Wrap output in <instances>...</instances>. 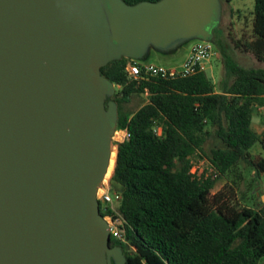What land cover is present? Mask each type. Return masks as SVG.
Segmentation results:
<instances>
[{"label": "water", "instance_id": "1", "mask_svg": "<svg viewBox=\"0 0 264 264\" xmlns=\"http://www.w3.org/2000/svg\"><path fill=\"white\" fill-rule=\"evenodd\" d=\"M222 9L221 0H0V264H126L97 197L119 120L101 68L152 47L214 42Z\"/></svg>", "mask_w": 264, "mask_h": 264}, {"label": "trees", "instance_id": "2", "mask_svg": "<svg viewBox=\"0 0 264 264\" xmlns=\"http://www.w3.org/2000/svg\"><path fill=\"white\" fill-rule=\"evenodd\" d=\"M252 14L253 38L237 40L236 46L264 63V0H255ZM218 28L214 43L220 44ZM129 61L123 57L101 68L120 87L113 97L117 128L126 127L131 134L119 145L110 179L112 190L121 194L118 211L126 240L111 233V245L123 248L126 264H259L264 258V202L258 208L241 207L234 202V188L213 190L218 178L240 165L255 177L264 175V157L249 151L256 143L264 148V132L253 127L264 106V67L226 57L231 80L218 91L206 71L136 79L126 70ZM135 94L147 95V101L135 112H124L122 103ZM197 152L216 176L191 174V156Z\"/></svg>", "mask_w": 264, "mask_h": 264}, {"label": "rangeland", "instance_id": "3", "mask_svg": "<svg viewBox=\"0 0 264 264\" xmlns=\"http://www.w3.org/2000/svg\"><path fill=\"white\" fill-rule=\"evenodd\" d=\"M222 1V19L217 30L220 44L216 40L214 55L208 63L206 72L216 84V89L221 91L223 84L231 80L227 72L226 57H231L237 63L247 67H264V63L259 62L250 52H244L236 46L237 40H251L253 38V14L255 0H232ZM196 39L188 40L176 49L163 52L154 47L150 49L146 57L141 61L152 62L165 67H180L186 60ZM117 90L120 88L116 87ZM147 101V95L135 94L122 103L123 111L127 113L135 112ZM253 127L259 133L264 132V108H259L254 117ZM252 154H260L264 157V148L260 143L254 144L250 150ZM208 160V159H207ZM206 164V163H205ZM211 164L208 160V164ZM114 170V169H113ZM106 176L104 182H108L113 174ZM214 176L215 170L209 169ZM225 185L234 188V202L241 207L250 206L258 208L259 201L264 202V175L255 177L250 169L240 165L239 168L230 173L227 177L217 179L213 192L222 189ZM251 187H255L254 193ZM256 192V193H255ZM256 195V198H255ZM264 264V258L259 261Z\"/></svg>", "mask_w": 264, "mask_h": 264}, {"label": "built area", "instance_id": "4", "mask_svg": "<svg viewBox=\"0 0 264 264\" xmlns=\"http://www.w3.org/2000/svg\"><path fill=\"white\" fill-rule=\"evenodd\" d=\"M214 48L215 44L212 41L196 40L186 60L180 67H165L152 62L130 59L126 66V70L130 77L136 79L143 76L155 75H162L172 78L186 77L198 72L206 71L207 65L214 55ZM259 108H264V106H260ZM154 131L157 134H161L162 129L160 126H156ZM130 136L131 134L128 128H117L112 136V149L114 150L115 148L118 153L119 145L125 140L129 139ZM190 162V172L196 177H202L204 173L205 176H208L209 174H212L209 172V169L215 170L212 165L211 168L209 165L205 166L208 164V160L206 157L201 156V153L199 152L191 156ZM97 197L103 210L107 211L110 209L112 211V213H109L105 216V218L110 223L111 233L115 234L119 239L125 241V230L123 227H121L123 224V218L118 211L121 194L112 190L109 180L108 182H103L102 186L98 189Z\"/></svg>", "mask_w": 264, "mask_h": 264}, {"label": "bare ground", "instance_id": "5", "mask_svg": "<svg viewBox=\"0 0 264 264\" xmlns=\"http://www.w3.org/2000/svg\"><path fill=\"white\" fill-rule=\"evenodd\" d=\"M116 154H117V150L114 148L113 153H112V159H111V163H110V167H109V171H108L107 176L109 174H111L112 173V170L115 168V157H116Z\"/></svg>", "mask_w": 264, "mask_h": 264}, {"label": "flooded vegetation", "instance_id": "6", "mask_svg": "<svg viewBox=\"0 0 264 264\" xmlns=\"http://www.w3.org/2000/svg\"><path fill=\"white\" fill-rule=\"evenodd\" d=\"M214 32H215V34H214V35H215V38H216V29L214 30Z\"/></svg>", "mask_w": 264, "mask_h": 264}]
</instances>
